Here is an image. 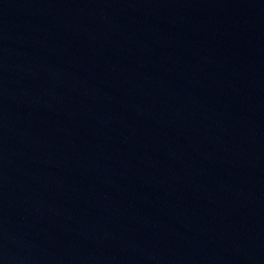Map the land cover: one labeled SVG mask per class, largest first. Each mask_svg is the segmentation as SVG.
Returning <instances> with one entry per match:
<instances>
[{"label":"water","instance_id":"95a60500","mask_svg":"<svg viewBox=\"0 0 264 264\" xmlns=\"http://www.w3.org/2000/svg\"><path fill=\"white\" fill-rule=\"evenodd\" d=\"M0 264H264V0H0Z\"/></svg>","mask_w":264,"mask_h":264}]
</instances>
